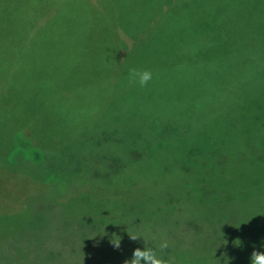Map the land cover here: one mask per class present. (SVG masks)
Returning <instances> with one entry per match:
<instances>
[{
    "label": "rangeland",
    "instance_id": "rangeland-1",
    "mask_svg": "<svg viewBox=\"0 0 264 264\" xmlns=\"http://www.w3.org/2000/svg\"><path fill=\"white\" fill-rule=\"evenodd\" d=\"M92 1L96 3V0ZM117 1L136 24L139 38L152 34L162 11L150 13L147 20L136 15V6L128 0ZM151 2L157 3L156 0ZM178 4L180 14H176L172 20H177L169 24L172 32L179 28L183 30L184 16L181 14L190 9L195 19L202 16L209 31H214L202 41H193L194 46L217 43L223 33L220 17L225 28L237 25L240 19L247 23L258 14L264 18V0H180ZM229 8L235 9L223 12ZM130 34L135 36L131 39L138 40L133 32ZM168 38L166 30L164 40ZM250 40L251 32H247L244 42L248 45L243 47L242 53H239L241 49L230 48L232 41L224 44L227 51L216 44L208 50L210 61L214 63L216 58L219 59L217 66L224 67L226 61L232 62L228 70L231 79L219 83L213 79L202 93L218 92L221 84L228 101L218 93L210 105L197 102L188 112V119L185 117L187 112L180 120L171 114L175 120L171 126L146 118L152 109V112L157 109L160 113L165 109L152 95V85L162 78L156 75L141 89L138 82L125 81L117 90L116 99H111L96 119L87 117L88 124L80 131L74 123L67 124L69 126L62 130L63 145L48 150L51 154L46 158H37L35 154L29 157L34 150L28 146L31 144L25 131L0 119V205L8 206L12 212L8 217L0 216V264H124L134 249L145 246L156 250L165 264H250L249 256L254 249L264 251V40ZM138 45L139 49L143 48ZM193 61L180 71L177 81L184 75L186 84L194 81L199 65ZM42 80L35 84L37 90L28 91V94L25 92L32 82H26V89L11 92L8 103L3 99L4 107H0L23 114L20 101L25 99L33 104L35 110L27 103L23 109L33 118L28 124L30 134L38 136H41L38 132L43 126L37 117L44 119L45 113L47 122L52 111L57 110L55 99L68 104L57 96V91L52 93V90L60 89L61 83L51 85ZM92 81L93 73L86 86L90 107L94 104ZM43 85L46 88H42ZM48 88L50 93L45 90ZM51 94L56 98L50 97ZM44 102L46 107L37 111ZM136 106L146 107L142 108V115L135 109L128 110ZM134 112L137 115H132ZM129 115L133 117H126ZM229 122L232 123L231 131L225 128ZM135 124H141L142 128L146 126L152 139H162V144L168 147L167 156L162 155V148L154 142L150 150H143L142 154L138 147L131 150L128 141L121 138L124 130ZM43 141L44 138L41 143ZM217 149L214 155H207V150ZM100 154L104 157L95 156ZM116 156L120 160L132 158L122 166V162L118 164L114 160ZM109 159L114 160L115 165ZM61 162L67 172L63 183L55 180L62 169L58 165ZM177 164L182 167L173 174ZM239 171L244 172L240 178L246 174L248 179L254 177L257 184L246 181L230 188V184L238 181ZM11 172L27 177L17 180L10 177ZM193 175L211 176L212 179L205 183L212 185L208 188L205 183L195 185ZM43 177L54 185L50 187L49 183L43 182L45 188L37 191V180L42 182ZM226 178L232 179L229 184H224ZM27 180L32 185L23 186ZM258 181L263 183L259 190ZM127 189L142 191L141 204L132 211H121L128 218H117L118 208L122 210L125 202L121 193H126ZM243 189L248 196L242 203ZM214 197L216 203L212 205ZM156 201L162 205L155 206ZM23 208H29L24 210L32 211L33 216L29 215L27 219L25 213L18 219ZM145 208L148 212L137 218L139 211ZM166 208L168 213L170 208L173 211L163 218ZM160 210L162 213L156 216ZM210 211L215 218H209ZM32 221L40 225L36 226ZM23 224L28 226L24 228ZM128 233L135 234L138 239L131 240ZM113 234L121 238L119 250H114L109 243ZM237 239L241 241L238 246L234 243ZM164 241L168 247L161 250L159 246Z\"/></svg>",
    "mask_w": 264,
    "mask_h": 264
},
{
    "label": "trees",
    "instance_id": "trees-1",
    "mask_svg": "<svg viewBox=\"0 0 264 264\" xmlns=\"http://www.w3.org/2000/svg\"><path fill=\"white\" fill-rule=\"evenodd\" d=\"M156 1L157 3L153 4L151 0H128V3L130 2L136 6V15L145 17L147 20L150 13L155 14V12L162 11V16L158 17L154 23L152 34L139 38L135 30L137 29L136 24L127 17L128 13L123 11L122 4L117 0H96V3H93L92 0H0V107H4L3 99H6V103H8V96L11 92L13 94L26 89V82H32L29 89L25 92L28 94V91L37 90L35 84L42 79L45 82L48 81L51 85H59L61 83L60 89H51L52 93L57 91V96H61L63 101L68 102V104H63L55 99L57 110L52 111V115L47 122L44 120H47L45 113L43 114L44 119L37 117L40 125L43 126V130L40 129L38 132L41 136L30 134L28 124L33 122V118L29 117L23 109V105L26 106L28 104L29 108L32 107L35 110L33 104L27 103L25 99H22L20 101V109L23 114L14 109L0 108V119L9 122L12 126L18 128V130L25 131L27 134L28 137L26 138L31 144L28 146L34 150L29 157L35 154L37 158H46L47 154H51L48 150H55V148H61L60 146L63 145V129L74 123L76 129L78 128V131H80L87 126L89 121L87 117L92 120L96 119L106 104L109 101L111 102V99H116V93L120 89L121 84H124L125 81L135 83L130 78L131 69L150 71L152 78L155 75L157 78L162 76V78L155 81L156 84L152 85V95L155 100L160 102L159 106H163L165 109H163L162 113L157 109L152 112V109L149 115L146 116L147 120L151 119L171 126L172 122L175 121L173 118L180 120L185 112H187L185 117L188 119V112L192 111V107L197 102L203 101L204 104L210 105L218 96V93L225 96L223 98L224 101H228L227 98L229 97L222 90L221 84L218 92L206 91L202 93L204 87L213 79H217L218 83L231 79L228 70L232 62L228 63L226 61L224 67L219 66L220 64L217 66L219 59L216 58L214 63L210 61L209 55L211 53L208 50L216 44V47H223V50L227 51L228 48H225L224 44L232 41L233 45L230 48L241 49L239 53H242L243 47L248 45L247 42H244L247 32H251L250 41L259 40L258 42H261L260 40H264V18H261L258 14L256 18L247 23L240 19L237 20V25L225 28L222 17H220L219 25L223 31L222 34L225 33V35L220 34L218 40H216L217 43L210 42L194 46L191 44L193 41H202L206 35L209 37V34L212 35L214 33L212 29L209 31V27H206L202 16L201 19H195L191 9L188 12H183L181 14V16H184V25L181 27L183 30H179V28L172 32L169 24L170 21L177 20V18L172 20L176 14H180L181 8H178V1L180 0ZM234 9L229 8L223 12ZM242 11H246V9ZM166 30L169 33V38L164 40V32ZM131 32L137 36L138 40L131 39L135 37L130 34ZM27 41L28 46H26ZM138 44H141L143 48L139 49ZM166 50L168 51L165 52ZM186 51L192 53L187 54ZM193 52L194 55L192 56ZM201 52L202 54L199 55ZM132 54H135V58L131 59ZM192 58H195L194 61L191 60ZM192 61L194 64L199 65V73L194 81L189 83L190 86L186 84L187 82H184L186 79L185 75L181 81H177V77L180 71L185 69ZM167 69L169 71L166 73ZM91 73H93L94 104L90 107L87 105L86 86L89 84ZM53 76L54 78L57 77V79L50 80L52 79L50 77ZM222 76L224 78H220ZM58 79L59 82H57ZM42 88L46 87L43 85ZM45 90L50 93L49 88ZM50 97L56 98L52 94ZM252 97H254V94H252ZM44 107H46V102L39 106V109L36 108V110L40 111ZM142 108L146 107L136 106L128 110L135 109L142 115L144 113ZM165 110L167 112H164ZM4 112L5 114H2ZM135 112L132 115H137ZM171 114L174 116L173 118L170 116ZM126 117L131 118L133 116L129 115ZM123 128L126 129V127ZM130 128L124 130V136L121 140H127L131 150L138 147L141 149L142 154L143 150L149 151L151 144L154 142L162 148V155L167 156L168 147L162 144V139H152L146 126L142 128L141 124H135ZM225 128L231 131L232 123L229 122ZM74 134L76 133L74 132ZM37 138H40V141ZM43 138L44 141L41 143ZM21 148L23 149V146ZM27 149L29 150V148ZM218 150L213 152L207 150V155L209 153L214 155V152H218ZM228 150L231 151L230 149ZM95 156L104 157L103 154ZM117 158L118 156L114 160H117L118 164L122 162V166H125L132 157L127 160ZM114 160L110 161L114 163ZM63 164L64 162L58 163V165H61L60 168H64ZM76 166L81 167L80 165ZM178 167H182V164H177L173 167V174ZM63 168L55 179L60 183H63V178H66L67 174ZM239 172L238 181L230 184V188L246 181L257 184V180L254 177L248 179L246 174L240 178V175L244 172ZM9 175L17 180H23L27 177L24 174L12 172ZM193 176L196 179L195 185H203L202 183L212 179L211 176ZM41 180L42 182L37 180V191L38 189L42 191L46 182L49 183L48 186L50 187L54 185L45 177ZM231 180L229 178L224 179V184H229ZM26 184L32 185V183H28V180L25 181L23 186ZM262 184V182L258 181V190L261 189L260 186ZM204 185L208 188L212 184L205 183ZM125 191L126 193H121V198L122 194H124L125 202L122 210L118 208L120 213L117 218H128L126 214L122 215L125 212L124 210L132 211L137 204L139 206L141 204L139 199L142 193L141 190L135 189L132 191L127 189ZM132 196L133 198H131ZM240 196L243 199L241 201L243 203L248 194L244 191ZM212 199L211 204L213 205L216 203V197ZM247 201L249 202V200ZM154 205L159 207L162 202L156 201ZM146 208L144 211H139L137 218L148 212ZM24 209L29 210V208H23V212L17 215L19 216L18 219H21L25 213L27 219L29 215L33 216L32 211ZM121 211L123 212L121 213ZM172 211L173 209L170 208L168 213V208H166L163 212V218L172 213ZM11 213L8 206L2 207L0 205V216L6 215L8 217ZM160 213H162L161 210L157 212L156 216ZM209 215L211 216L209 218H215L212 215V211H210ZM32 223L36 225V221H32ZM27 224H23L22 227L25 228L29 225ZM116 227H120V225H116Z\"/></svg>",
    "mask_w": 264,
    "mask_h": 264
},
{
    "label": "clouds",
    "instance_id": "clouds-1",
    "mask_svg": "<svg viewBox=\"0 0 264 264\" xmlns=\"http://www.w3.org/2000/svg\"><path fill=\"white\" fill-rule=\"evenodd\" d=\"M129 74L130 78L138 82L142 87L146 86L152 78V73L147 70L138 71L136 69H131ZM129 237L133 241L138 239L135 234H129ZM240 242L239 239L234 241L236 246H238ZM109 243L114 250H119L121 247L120 236L113 234ZM159 247L161 250L166 249L168 247L167 241L162 242ZM249 262L250 264H264V251L254 249L249 256ZM124 264H165V262L158 257L156 250L145 246L143 249L139 247L134 249L131 258L126 259Z\"/></svg>",
    "mask_w": 264,
    "mask_h": 264
}]
</instances>
